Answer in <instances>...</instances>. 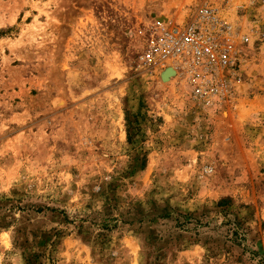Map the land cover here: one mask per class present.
<instances>
[{
    "label": "rangeland",
    "instance_id": "obj_1",
    "mask_svg": "<svg viewBox=\"0 0 264 264\" xmlns=\"http://www.w3.org/2000/svg\"><path fill=\"white\" fill-rule=\"evenodd\" d=\"M197 1L0 0V264H264V0L219 100L141 58Z\"/></svg>",
    "mask_w": 264,
    "mask_h": 264
},
{
    "label": "built area",
    "instance_id": "obj_2",
    "mask_svg": "<svg viewBox=\"0 0 264 264\" xmlns=\"http://www.w3.org/2000/svg\"><path fill=\"white\" fill-rule=\"evenodd\" d=\"M225 0H199L182 5L175 19L154 20L142 60L149 66L185 76L194 97L221 99L248 35L225 14Z\"/></svg>",
    "mask_w": 264,
    "mask_h": 264
},
{
    "label": "bare ground",
    "instance_id": "obj_3",
    "mask_svg": "<svg viewBox=\"0 0 264 264\" xmlns=\"http://www.w3.org/2000/svg\"><path fill=\"white\" fill-rule=\"evenodd\" d=\"M159 17H160V16H159ZM159 17H157V18H159ZM166 18H167V21H168V19H169L170 17L168 16V17H166ZM163 19H164V18H163ZM160 21H161V20H160ZM167 21H161V22H167ZM166 71H167V72L163 73L164 76L173 74V69H172V68H169V69H167ZM164 76H163V77H164Z\"/></svg>",
    "mask_w": 264,
    "mask_h": 264
},
{
    "label": "water",
    "instance_id": "obj_4",
    "mask_svg": "<svg viewBox=\"0 0 264 264\" xmlns=\"http://www.w3.org/2000/svg\"><path fill=\"white\" fill-rule=\"evenodd\" d=\"M167 69H168V68H167ZM167 69H165V70L163 71V73L167 72V71H166Z\"/></svg>",
    "mask_w": 264,
    "mask_h": 264
}]
</instances>
